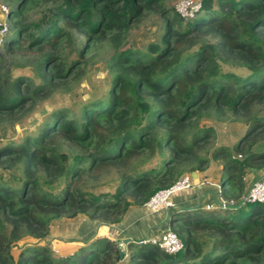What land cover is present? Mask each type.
I'll return each mask as SVG.
<instances>
[{
	"label": "trees",
	"instance_id": "16d2710c",
	"mask_svg": "<svg viewBox=\"0 0 264 264\" xmlns=\"http://www.w3.org/2000/svg\"><path fill=\"white\" fill-rule=\"evenodd\" d=\"M164 1L2 0L0 123L18 124L38 99L77 81L102 41L113 52L104 94H88L77 117L45 106L34 132L0 146V169L18 166L15 187L0 175V264H118L111 226L210 162L231 205L191 220L170 215L182 249L132 240L127 264H264V203L238 202L250 168L264 167V0H200L187 19ZM149 12L161 19L158 42L123 44ZM4 54H17L33 78L10 80ZM154 150L159 168L131 167ZM112 171V194L82 187ZM78 217L98 223L92 236L46 240L53 220Z\"/></svg>",
	"mask_w": 264,
	"mask_h": 264
},
{
	"label": "rangeland",
	"instance_id": "374dc122",
	"mask_svg": "<svg viewBox=\"0 0 264 264\" xmlns=\"http://www.w3.org/2000/svg\"><path fill=\"white\" fill-rule=\"evenodd\" d=\"M165 5L175 7L178 0H165ZM3 2L0 0V9L2 8ZM2 10V9H1ZM39 10H34L26 15V19L32 21L37 18ZM0 25L7 26L5 14L0 11ZM161 29V19L155 13L149 12L144 15L139 21L133 24L127 32L126 38L123 44L131 46L133 48H144L149 42H158ZM113 52L108 41H102L97 45L93 53L88 57V61L83 69V73L79 76L77 81L70 82L67 86L57 87L54 89L48 97H43L38 99L34 106L30 108L21 118L20 122L16 125H8L7 123H0V146L7 143L14 136L16 139L21 136L28 134L30 131H35V126L38 120L42 116V111L45 106L51 105L52 107H66L70 112L77 117V107L80 102L85 99L88 94L93 96L103 95L104 90L108 84L109 73L106 70V65L109 57ZM4 66L8 70V77L11 80L17 75H22L26 77H32V69L27 65L22 59L18 58L17 54L7 55L4 54L3 57ZM233 72H237L240 69H231ZM33 78V77H32ZM260 113H264L261 111ZM65 146H59L58 153L64 155H71L72 151H68L64 148ZM205 149L200 153H204ZM239 157V156H237ZM161 166L160 153L158 151H153L145 155L139 156L137 159L131 161V167H136L138 169H149L155 170ZM220 166V165H218ZM185 167V166H184ZM132 170V168L130 169ZM18 172V166L10 169H0V175L3 179L7 180V183L11 186H16L13 183V175ZM183 175H187V172H182ZM117 175L112 171L110 175L102 177L100 181L97 182H87L82 186L84 189L88 190L91 194L97 193H108L112 194L115 191L117 185L116 182ZM62 179L55 181V185L61 184ZM45 188V187H44ZM53 191V190H51ZM177 192V191H176ZM175 192V193H176ZM179 192V191H178ZM226 204L231 205L230 201H225ZM225 204V205H226ZM224 207V206H220ZM219 207V208H220ZM212 210V209H211ZM204 208H196V211L189 213L191 215H186L188 219H193L203 214ZM50 230V235L46 238L50 241L54 238H73L76 237L75 233L79 230H85L86 228L80 225L77 219H57L53 220ZM178 224L171 225V229H177ZM143 237V236H142ZM130 250L125 249V254L118 264H127V258Z\"/></svg>",
	"mask_w": 264,
	"mask_h": 264
},
{
	"label": "crops",
	"instance_id": "0c3cea01",
	"mask_svg": "<svg viewBox=\"0 0 264 264\" xmlns=\"http://www.w3.org/2000/svg\"><path fill=\"white\" fill-rule=\"evenodd\" d=\"M191 173H193V176ZM189 175L193 183L192 187L180 190L179 192L177 191L176 193L173 192L170 195V201L173 207H177L173 208L170 206L169 208L149 210L144 205L131 206L126 210L120 223L112 225L111 229L107 231L108 237L114 241L123 238L125 235L129 236L131 240H137L143 237H158L165 228H168V223L164 220L167 211L170 212V215L181 212L189 214L191 210L196 211V208L202 207L205 209V205H209V209L211 210L220 207L221 204L223 206L226 204L220 196V187L218 184L219 166L215 162H210L203 171H192ZM246 179L243 193L253 181L264 179V167L255 171H253V168H250ZM75 219L78 220L80 225L86 228L83 231L79 230L75 233L78 239H87L94 234L98 225L96 221L80 217Z\"/></svg>",
	"mask_w": 264,
	"mask_h": 264
},
{
	"label": "built area",
	"instance_id": "2783aa9c",
	"mask_svg": "<svg viewBox=\"0 0 264 264\" xmlns=\"http://www.w3.org/2000/svg\"><path fill=\"white\" fill-rule=\"evenodd\" d=\"M199 1L200 0H178L174 8L181 17L187 19L190 18L193 12L199 8ZM1 32L0 29V34ZM192 184L190 175H183L169 187L155 192L143 205L149 210L169 208L172 205L170 195L173 192L190 188L192 187ZM242 201L264 203V179L253 181L245 191V196ZM221 206H223V204H221ZM209 208V205H205V209ZM136 243L141 245H156L160 250L167 254H174L182 249V242L169 228H165L164 231L161 232L160 242L157 241V237H143L137 239Z\"/></svg>",
	"mask_w": 264,
	"mask_h": 264
},
{
	"label": "water",
	"instance_id": "95a60500",
	"mask_svg": "<svg viewBox=\"0 0 264 264\" xmlns=\"http://www.w3.org/2000/svg\"><path fill=\"white\" fill-rule=\"evenodd\" d=\"M253 171H255V170L253 169ZM191 175L193 176V173H191ZM244 196H245V192L243 193L240 201H242V199L244 198ZM171 206L173 207V205H171ZM174 207H177V206H174ZM169 216H170V212L167 211L164 220L168 221ZM160 240H161V233L157 237V241L160 242ZM130 241H132L131 238L129 236H126V235L123 238H120V239H118L116 241V247L118 249L119 259H122L123 258L124 254H125L124 253L125 252V245L127 243H129Z\"/></svg>",
	"mask_w": 264,
	"mask_h": 264
},
{
	"label": "clouds",
	"instance_id": "9594fccd",
	"mask_svg": "<svg viewBox=\"0 0 264 264\" xmlns=\"http://www.w3.org/2000/svg\"><path fill=\"white\" fill-rule=\"evenodd\" d=\"M242 197V196H241ZM240 202V201H239ZM219 205V204H218ZM208 210H210V209H208Z\"/></svg>",
	"mask_w": 264,
	"mask_h": 264
}]
</instances>
